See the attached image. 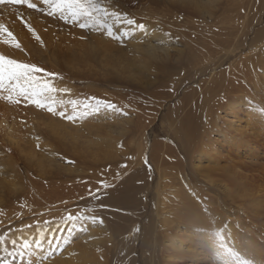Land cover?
<instances>
[{
  "label": "bare ground",
  "instance_id": "obj_1",
  "mask_svg": "<svg viewBox=\"0 0 264 264\" xmlns=\"http://www.w3.org/2000/svg\"><path fill=\"white\" fill-rule=\"evenodd\" d=\"M38 1L39 0H27V3L23 2V4H29V3L40 4V5L43 4L42 2L40 1L38 2ZM175 2L174 3L176 4V7L174 8H176L178 12L176 33H178L179 35L175 40L177 42L174 44L173 43L170 44L169 42H163L160 39L162 42H160L159 40L158 45H154V44L152 45L150 43V40L152 41V39H157L159 37V33L153 32L154 34H152L149 40H147L148 44L147 43H146L147 45L144 44L145 47L141 51V53H143V55H145L148 59L154 60L159 64L157 66L156 64L154 65L156 66V68L158 67L160 71H163L160 73H162V75L165 78H167L166 82L170 84L169 86L168 85L163 86L161 84L164 83L165 81L161 82L159 88L166 87L169 89L162 90L159 92L155 91L156 93L154 94L152 93L149 97L143 98L140 106L138 103L136 105L135 103L132 102V103L121 104L120 109L124 110L125 109L124 107H126L130 113L131 110L133 112L129 116L130 118V119L128 118L129 120L125 119L126 120L125 123L127 125H133L132 127H134L135 130L134 132H132L133 134L130 136L131 139L129 140L128 147L126 148L130 149V146L134 145V141L132 140L134 139L135 136L139 139H142L138 143L139 146L137 147V153L141 157V159L145 158L146 160H148L155 169L156 182H155V186L153 185L155 200H154V204L153 203L152 204L154 205V220L156 221V225L154 227L153 232L154 234H157L156 239L158 241H156L155 239L154 244H152L153 247L148 264H207L206 254L209 253L208 251L209 249L207 248L206 244L210 241H212L214 247V249L212 248L211 250V255L215 257L219 254L227 255L228 251L229 252L233 251L236 253L240 252L241 246H247L245 244L248 242V238L245 236V234H243L245 233L244 229H246L247 223H243V221H248V220L250 221L251 226L255 227V229L252 231H256V233L264 232V229H262L261 227L257 228L253 224V221L257 220L260 216L264 215V195H262L261 191L251 192V191H247L244 188L245 186L244 184H246V181L249 180L248 177L238 176L237 171L234 168H232L226 171V173H228L226 177H222L220 181H218V184H216L217 180L215 179L213 180V177L211 178L210 174L205 175L208 172L210 173L211 171H215V170L219 172L218 170L219 168H216V166H214L215 164L218 163V160H220L219 159L220 157L218 156V148L216 147L217 144H220V142H222L223 144L221 145H223L228 149L227 150L228 157H230L231 155H237L236 156L237 162H241V157H244V155H246L247 152L253 151L252 150L253 145L257 143L256 137H261L263 135L261 133L262 130L259 123H262L261 119L264 118V111L258 114L255 111H250V110L255 107L254 105L255 102L258 105H261L262 103L260 102V100L264 99V0H177ZM202 5H204L206 9L202 8ZM2 9L3 11L0 14V26H2L0 27V44L1 42H5V44L9 45L10 47V49H2L1 48L2 46H0V56H3L5 59L15 60L18 63H24V64L29 63L35 66L36 63L38 62L43 65V68L45 69L48 68L49 70L56 71L58 61H56L57 58L54 56L55 53H59L61 50H62L61 54L63 55L65 54V52L63 53V50H69L70 55L77 54V58H75L73 61L82 62L83 64H85V67L88 69L91 68L94 69L97 64L104 61L103 59L104 57H110L113 54L112 51L113 40H110V38L106 36L104 29H99V30L91 29L89 30L90 32L89 35L87 36L84 32L73 30L75 38L72 40V42L65 43L63 45L64 47L63 46L61 47V44L57 43L58 41H55L52 38V33L47 34L48 31L43 25L45 21L43 18H40V22H39L38 21L39 18L34 16V14H32L30 11L20 12L19 14H21V17H23L25 20L23 21V23L26 24L27 28L29 29L27 30L28 34H26V33L18 32V29L13 27L12 25L11 26L13 28L12 27H11L12 29L9 28L10 26H8V23H5V21H7V17L9 15L8 13L11 11L6 7H2ZM172 11L174 10L172 9L171 12ZM186 11L189 12L186 13ZM14 15L15 14H13V17L15 18ZM193 16L196 17L195 19H197V21H195L192 18ZM199 18L201 19L203 18L205 22L200 20ZM111 23L113 22L111 21ZM1 28L4 29L3 31H6L5 34L1 33L2 31ZM50 29L51 28L49 27L48 30ZM44 30L46 31L43 32ZM169 37H167V39ZM78 38L81 40H78ZM31 39H34L36 41H33ZM55 44H58V46H56ZM131 44L132 43L128 45ZM56 48L58 50L60 49V51L55 50ZM123 62L125 64V60ZM227 62H229V64L225 67V69L221 70V67ZM126 65L127 64H125L124 66ZM139 67L141 68V66ZM157 70L155 71L157 72ZM173 74L174 76H172ZM127 76H129V74ZM123 77L125 78V74ZM173 77L174 80L172 79ZM37 79L40 82L51 83L50 79L46 76L42 77V74H38ZM5 83L7 84V82ZM55 84L56 85L54 89H56L57 91V97L63 96L61 95V92L62 94H65L63 93V91H65L64 89L65 85L57 81L55 82ZM189 84L193 86L187 87ZM50 85L52 86V84ZM185 86L186 88L183 90ZM8 94L9 93L6 90H0V161L2 160L1 163L5 162L7 164L8 163L14 164L15 160L16 161L22 160L21 156H24L25 161L37 160L39 158L44 157L43 153L36 154L31 150L25 152V150H27L28 145L34 147L35 146L34 144L38 143L36 142L38 141V138H36L38 134L32 135L31 139L29 137V134L31 132H37V131L43 132L40 134L41 135L40 138H41L43 137L42 135L45 133L50 134L51 131L49 132V127L50 128L52 127L44 123L42 120H40L44 117L40 111H36L30 107L21 108L18 106H14L15 104L14 105L10 104L11 102H9L6 99ZM46 95L49 96V94ZM1 98L2 100L4 99L5 101H8V103L5 101L2 102ZM49 98L43 101L45 105L47 103H50ZM15 99L18 100V97H16ZM173 99L176 100V102L174 101L173 104L171 103L172 106H169L166 110V113L162 114L161 109L164 107L162 103L167 102V100L172 101ZM80 105L81 103L79 105L77 104L78 108L75 106L77 108L76 109L77 112L79 111L77 116L84 113L81 110L83 106L81 107ZM63 109L65 108H62V110ZM261 110H264V107H261ZM43 113L45 112L43 111ZM103 113L105 112L103 111ZM70 114L71 113L69 112L68 115ZM74 116L75 119H73V121L76 120L77 124L79 122L81 123L80 120L77 121L78 117L75 115V113ZM159 118L163 119L164 121L166 120V126H167L166 128L171 134L170 135L171 137L167 139L168 144L167 142H165V144L161 143L162 145H160L157 142H154L149 147L146 142V134L148 131H152L151 124L157 122ZM244 118H246V120H244ZM115 119L114 121H116L118 118L116 120ZM25 120H30V123L27 125L25 124L26 127H23L22 123ZM43 120L45 121V119ZM50 120L52 119H49V121ZM73 121L71 120L70 122L71 125L74 123ZM64 124L66 125V123ZM81 125L82 124H80V126ZM105 126L106 125H104V127ZM124 127L125 126H123V128L117 127L119 128V130H117L118 131L117 133L121 134L123 131H127L129 129L128 127L126 129ZM60 130H63V133L61 134L64 135L61 138L64 137L66 138L68 132L66 133L65 128L63 129L60 128ZM77 130L78 128H76V126L72 129L73 136H75L76 133H78ZM104 130L106 131L107 129L105 128ZM51 134L52 135L54 134L55 136L59 135L58 132ZM52 135L50 136L51 138ZM118 142L119 141L116 140V143L114 142L113 145V150H114L113 156L116 159L114 163L117 162L118 156L122 157L119 154L120 150L118 148ZM169 143H171V146H169ZM39 145H40V150H43L42 148H45L46 146L45 143L43 144L40 143ZM209 145H211L212 147H210ZM62 149L64 150V148ZM82 149L83 148H81V150ZM4 154L6 156H4ZM16 157L18 158L16 159ZM132 157L134 158V155ZM188 160L189 163L191 164V168H190L191 170H189V172L190 171L193 172L195 176H198L197 178H199V176H205V177H200V179L197 181L201 185H204L207 191H215L216 190L215 188H217V190L220 192L219 194L222 193L224 194L225 198L228 197L230 199V202H232V204L237 205L234 212L230 213L228 211H225L224 209L223 212L225 213V215L223 217V215L219 212L220 210H222V207L220 206L223 205L221 204V199H219L218 200L219 202L217 201L218 203H216L219 204L216 210H212L211 208H209L214 205L211 206L204 205V201L205 202L209 201L208 199L209 197L206 195V192L205 194L201 192V189L198 188L199 187L198 185H196V187L190 185V181L188 178L189 173L187 170ZM130 162H132V160ZM130 162H128L127 164H129ZM53 166L55 165L53 164ZM130 171L133 173L134 169ZM1 172L4 175L2 169H0V190L2 189L7 191L16 190L19 183L14 176L15 169L13 168L11 171L12 175L10 177H13V179L9 181V185L6 187V189L1 181L2 180ZM120 172H121V168H120ZM129 174L131 175L130 172ZM230 174L233 177H227ZM137 175L138 174H136V176ZM126 176H129L128 173ZM132 177H127V179L126 177H124L123 183H122V179H120V181H117L118 177H112L111 179L115 181L114 183L115 187L110 192H106L108 194L107 196H109V199L114 200L116 202L118 201V203L119 202L122 203L123 201L129 200V198L135 199V197L132 196L130 197L131 195L130 193H132L136 188L135 186H137V184L135 185L133 183ZM147 177L148 176H146V178ZM49 178L50 180L55 179L60 181L59 177H49ZM49 178L48 177L43 178L47 180V184L45 182H43L44 184L43 183L39 184L40 188H50L51 184H48L50 183ZM84 178L85 177H78L77 179L80 180ZM89 178H90L89 181L90 184L88 185L89 190L84 189L81 185H80L81 187H78V189L71 187L75 185L70 184L69 182H68L69 186H67L65 193L62 192L63 190H59L60 194L62 193L64 194L62 195L59 194L60 196L58 197V199L55 198V200H53L54 201L53 203L58 204L60 206L59 209L58 208L55 209V214L53 215V217L54 216L60 217L61 219L64 220L65 216L67 215L66 212L72 210L76 206L79 200L81 201L82 199H84L82 202H80L81 204L85 202V200L92 199L93 197H95L94 199H97L96 195L103 191V190L101 191V188H99L97 185V180L99 179V177L93 176ZM205 178L209 180V181L206 180L207 181L206 183L203 182L204 181L203 179ZM148 179L149 178H147V180ZM232 179L235 182H232L233 181ZM136 183L138 182L136 181ZM57 184L58 183H56V185ZM229 184L230 186H234V187H231V189L228 188L227 186H229ZM123 185L124 187H122ZM143 186L144 185H142L141 187ZM220 187L222 188L221 190L223 191L218 189ZM233 189L235 190L234 191L235 193L233 192ZM122 191H125L124 192L125 194H123ZM134 193L136 192L135 191L133 192V196ZM33 194L36 195V193ZM152 198L150 200H152ZM24 199H26V197ZM74 200H77V203L75 205L69 204L64 207L62 206L64 201L65 203H70L71 201ZM1 202L2 200L0 197V204ZM17 206L18 204H16V207ZM81 206L83 205L81 204ZM245 206L248 207L246 211H245L246 209ZM88 213L89 212H87V214ZM9 218L12 219L13 217L12 218L9 217ZM151 219H153V217H151ZM226 221H228L229 223H226ZM4 222L1 221V223ZM54 223H56V221ZM57 223H58V227L64 225L62 221L61 222L58 221ZM12 225L14 226V224ZM7 226L4 227L5 230L8 231V235L10 237L9 232L11 231V229H9L8 228L9 226L8 227ZM67 226L70 227L69 224H67ZM13 231H11V233H13ZM30 233L33 234L34 239H32L31 241H27ZM50 233L51 230L49 231V234ZM72 234L67 230H65L64 235L61 236L59 231H56L53 232L52 234L53 237L51 238V240H49V237L47 236L46 238L43 239L42 243L43 245H48V243L51 241L49 244L51 249L54 250L56 248L58 250L59 247L63 244V242H65V239L66 238L69 239L72 236ZM94 234H96V232L93 233L91 230L89 232L84 231L82 235L81 234L79 235V238L82 239L81 247H83L84 245V248L83 250L78 249L79 251H81V253L76 254L77 256L73 257L71 260H67L64 262H61L62 261L61 259L60 260L54 259L50 261L49 264H60V263L61 264H109V262L111 261L110 257L107 256L109 255V253L104 254L103 251L101 252V250L103 249L98 248L100 247L99 244L96 245L95 242H87L88 239H90L89 238L90 236L91 238L95 236ZM42 237L43 235L40 232H37L36 229L29 231L23 230L20 232L17 231V233L14 234V236L10 238L8 242L9 245L11 243L12 245L17 247L19 246L25 247V245L26 247L31 246L32 250L27 251V253L31 254L33 253L32 247L33 246L35 247L36 245L35 242L38 241L37 239H40ZM102 237L105 236L102 235ZM151 237L153 238L155 236L153 235ZM113 238L112 236L109 237V242L110 240L111 242H113ZM7 245L6 248H8ZM105 249L107 251L109 250V248H105Z\"/></svg>",
  "mask_w": 264,
  "mask_h": 264
},
{
  "label": "rangeland",
  "instance_id": "obj_2",
  "mask_svg": "<svg viewBox=\"0 0 264 264\" xmlns=\"http://www.w3.org/2000/svg\"><path fill=\"white\" fill-rule=\"evenodd\" d=\"M39 1L41 2V0H39ZM171 1L170 0H96V3H98L101 7L105 8L109 13H116L117 15H119L121 17L120 20H116L112 16H109V19H107L108 20L107 23L109 22L108 24L111 26L112 31L114 33H116V36H117L116 39H113L112 37L108 36L107 35V29H104L106 36L108 38H110V40H113V46H112L113 47L112 48L113 54L110 57H104L103 58L104 61L97 64L94 69L93 68H91V69L86 68L85 64H83L82 62L73 61L75 58H77V54L70 55L69 50H63V53L65 52V54L63 55V54H61L62 50L60 51V49L58 50L57 48L55 50L60 51V52L55 53V56H54L57 58L56 61H58L56 71L49 70L48 68L45 69V68H43L42 64H40L38 62L36 63V67L42 69V71L39 73H34V75L37 77L38 74H42V77L43 76L48 77L50 79V82H51L49 84H52L53 88L56 85L55 84L56 81L65 85L64 86L65 91H63V93H65V94H62V92H61V95H63V96H58L60 99L57 97V91H54L53 93L49 94L50 103H47L45 107H37L36 104H34V103H28V101L25 100L23 96L18 97L19 102H17V103L11 102L10 103L13 105L15 104L14 106H18L21 108H29L30 107L36 111H40L41 114L44 116L40 120H42L44 123L48 124L52 128L49 127V132L51 131L50 134L45 133L42 135L43 137H41V138H40V136H41L40 134L43 132L37 131V132H31L29 134L30 139H31L32 135L38 134L36 136V138H38V141H36V142H38L39 144L45 143L46 146H45V148H42L43 150H40V145L38 143H35L34 147H32L31 145H28L27 150H25V152H28L29 150H31L36 154L43 153L44 157L39 158L37 160H31V161L26 160L25 161L24 156H21L22 160H20V161L15 160L14 164H9V163L7 164L5 162L1 163L2 160L0 161V164H1L0 169H2V171L4 172V175L1 172L2 173V176H1L2 180L1 181H2V184L5 187V189L9 185V181H11L13 179V177H10L12 175L11 171L13 168L15 169L14 176L18 180V183H19L17 189L14 191L13 190L7 191V190H3V189L0 190L1 191L0 197L2 200V202L0 204V211H1L0 212V218L3 217L0 220L2 222L5 221L4 223H1V221H0V264H33V263L37 264L36 262L40 261L42 256L46 257L45 259H43L42 264H45L46 261H47L46 264H49L50 261H52L54 259H56V260L61 259L62 260L61 262L71 260L73 257L77 256L76 254L81 253V251H79V250H83V248H84V245H83V247H81L82 246V239L79 238V235L80 234L82 235L84 233V231L89 232L91 230L93 233L96 232V234H94L95 236H93L92 238L90 236L89 237L90 239H88L87 242H95L96 245L97 244L100 245V247H98L99 249H103V250H101V252L103 251L104 254L109 253V255H107L111 259L109 264H148L149 263V260H150L149 258L151 256L152 247H153L152 244H154L155 239L157 238V234H154V232H153L154 227L156 225V221L154 220V205H153L154 200H155V194H154V189H153L155 186V182H156L155 169L153 168V166L151 165V163L148 160H146L145 158L144 159L146 161L143 158L141 159V157L137 153V147L139 146L138 143L142 139H139L135 136L134 139L132 140V141H134V145L130 146L131 151L129 148H126V147H128L129 140L131 139L130 136L133 134L132 132H134L135 130H134V127H132L133 125H127L125 122L129 118L131 113H133V112L131 110V113H130L126 107H124L125 108L124 110H122L120 108H121V104L132 103V102L135 103L136 105L138 103L140 106L143 98L149 97L152 93L154 94L156 92L169 89L166 87L159 88L161 82L165 81L164 83L161 84L163 86L164 85L169 86L170 84L168 82H166L167 78H165L162 75V73H160L163 71H160V69L158 67L156 68V66L159 64L157 62H155L154 60L148 59L145 55H143V53H141V51L145 47L144 44H146V43L148 44L147 40H149L151 35L154 34L153 32L159 33V37L157 36L158 37L157 39H152V41L150 40V43L152 45L153 44L158 45L160 39L163 42H169L170 44L171 43L174 44L177 42L175 40L177 39V36L179 35L178 33H176L177 32L176 24H177L178 12H177L176 8H174V7H176L175 1H177V0H171ZM21 2L17 3V2H15V0H12V2H10V0H0V14L3 11L2 7H6L11 11L8 13L9 15L7 17V21H5V23H8V26H10L9 27L10 29L15 27L18 29V32L28 34L27 30H29V29L27 28L26 24L23 23V21H25V20L23 17H21V14H19L22 11H30L32 14H34V16L39 18V20H38L39 22H40V18H43L45 20L43 25L46 28V30L48 31L47 34L52 33V38L55 41H58L57 43H60L61 47L65 43L72 42V40L75 38L73 30H77L79 32H84L87 36V35H89V32H90L89 30L92 29L91 27H89L87 29H81L78 26L79 22H76L78 24L73 23V22L65 23L64 20L60 19L59 15H56L55 17L52 15H48L47 12L50 11V9H48L44 4H42V5L33 4L34 7L30 8V7H28V4H23V1H21ZM170 5H172V6H170ZM202 8H205V6L202 5ZM172 9L174 11L171 12ZM188 12L189 11H186V13H188ZM13 14H15L14 15L15 18L13 17ZM10 15H12V16H10ZM185 16H186V14H185ZM124 17L134 20L137 25L143 24L145 26L144 30L142 31L139 28H135L134 30L131 29L133 27L127 25L124 22V20H123ZM192 18L195 21H197V19H195L196 18L195 16H193ZM199 19L204 21L203 18L202 19L199 18ZM111 21L113 23H111ZM113 26H115V27H113ZM119 26H121V27H119ZM49 27L51 28L50 30H48ZM1 30L3 31L4 29L1 28ZM46 30H44L43 32H45ZM2 31H1L2 34L6 33V31H3V32ZM125 31H131V34L128 36H122L121 34ZM47 34H45V35H47ZM166 35H168V36H166ZM167 37H169L171 40L169 38L167 39ZM31 40L36 41L34 39H31ZM78 40H81V39L78 38ZM161 40H160V42H162ZM130 43H132V44L128 45ZM55 45L58 46V44H55ZM0 46H2L1 47L2 49H10L9 45H6L5 42H1ZM133 47H135V48H133ZM57 54L60 56H58ZM117 59H118V61H117ZM124 60H125V64H127L126 66H124L125 65L123 62ZM140 63H142V64H140ZM149 63H151V64L153 63V64L151 65ZM25 64H29V63H25ZM134 64H135V66H134ZM154 64H156V66ZM228 64H229V62L224 64L221 67V70L225 69V67ZM111 66H113L115 68H113ZM139 66H141V68ZM151 70H153V71H151ZM155 70H157V72ZM46 73H50L53 75H45ZM123 73L125 74V78L123 77L124 76ZM128 74H129V76H127ZM172 76H174V74ZM136 78H137V80H136ZM140 79H141V81H140ZM172 79L174 80V77ZM192 86L193 85L189 84L187 87H192ZM185 88H186V86L183 88V90ZM69 96H70V98H69ZM140 97H142V98H140ZM90 98H95V99L93 100ZM96 100L105 101L109 104H113L116 106V109H118V110L106 109V108L102 107L100 109L101 111L99 110V112H96L93 110V107H92L95 105ZM139 100H141V101H139ZM1 101L3 102L5 100L4 99L2 100V98H1ZM174 101L176 102V100L173 99L172 101L167 100V102L162 103V105L164 107L161 109V113L165 114L167 108L169 106H172ZM5 102L8 103V101H5ZM260 102L262 103L261 105H258L255 102L254 103L255 107L253 109H251L250 111H255L258 114L263 112L264 110H261V107H264V99H261ZM80 103H81L80 106L81 107L83 106L81 110H82V112H84L81 114L82 117H81V115L77 116L79 111L77 112V110H76L78 108L77 104L79 105ZM48 104L52 105V107L54 108V111H56L55 112L56 115L53 114V112L48 111V108H47ZM85 105H90V107H85ZM134 106H133V108H134ZM62 108H65V109L62 110ZM43 111L45 113H43ZM63 111H64L65 116L61 117L59 115V113H61ZM103 111L105 113H103ZM69 112L72 115H74V113H75V115L78 117L77 121L80 120L81 123L79 122L77 124L76 120H74V121L72 120L74 123L72 122L73 124L71 125V123H70L71 120L68 121L66 119ZM127 113H129V114H127ZM113 118L114 119L118 118L117 120L115 119L117 122L114 121ZM43 119H45V121ZM49 119H52V120L49 121ZM66 120H67V122H66ZM122 120H123V122H122ZM244 120H246V118H244ZM261 121H262V123H259V124L261 126V130H262L261 133L263 135L261 137H256L257 143H255L253 145V149H252L253 153L247 152V154L244 155V157H241V162H237V157H236L237 155H231L230 157H228V153H227L228 149L226 147H224L223 145H221L223 143L220 142V144H217V146H216L218 148V156L220 157L219 158L220 160H218V163H217L218 166H217V164L214 165V166H216V168H219L218 169L219 172L215 170V171H211L210 173L208 172L205 175L210 174L211 178L213 177V180L214 179L217 180L216 184H218V181H220V179L222 177H226V175L228 174V173H226V171L234 168L237 171L238 176L249 178V180L246 181V184H244L245 185L244 188L247 191H251V192L252 191L253 192L261 191L262 195H264V126H263L264 118H262ZM29 123H30V120H25L22 123L23 127H26V125ZM64 123H66V125ZM116 123H118V124H116ZM161 123H162V125H161ZM80 124H82V125L80 126ZM69 125H70V127H69ZM104 125H106L107 127L106 126L104 127ZM242 125H244V124H242ZM75 126H76V128H78L79 131L77 130L78 133H76V135L73 136L72 129ZM83 126H85V127H83ZM123 126H125L124 127L125 129L127 127L129 129L127 131H123L121 134H118L117 130H119V128H123ZM117 127H119V128H117ZM166 127H167L166 126V120L164 121L161 118H159L157 120V122H154L153 124H151L152 131H148L146 134V142H147L149 147L154 142H157L158 144L162 145L168 141L167 139L169 137H171L170 136L171 134L169 133V131ZM60 128L61 129L65 128L66 133L68 132V135H67L68 137L66 136V138L65 137L61 138L64 135L61 134V133H63V130H60ZM105 128L107 129L106 131L104 130ZM162 129H164V130H162ZM56 132H58L59 135L55 136L54 134L53 135L51 134V133H56ZM114 134H116V135H114ZM150 134H152V135H150ZM51 135H52V138L50 137ZM105 136H107V137H105ZM81 138H82V140H81ZM116 140L119 141L118 142V148L120 150L119 154L122 157L118 156L117 162L114 163V161H116V159L113 156V153H114L113 145H114V142L116 143ZM167 144H168V142H167ZM38 146H39V148H38ZM169 146H171V143H169ZM209 146L212 147L211 145H209ZM46 148H48V149H46ZM62 148H64V150ZM81 148H83V149L81 150ZM131 152H133V153H131ZM130 153H131V155H130ZM133 155H134V158L132 157ZM4 156H6V155L4 154ZM222 156H224V157H222ZM238 156H240V155H238ZM225 157H227V158H225ZM17 158L18 157H16V159ZM222 158H224V159H222ZM111 159H112V161H111ZM131 160H132V162H130ZM127 161L130 163L127 164L128 163ZM53 164L55 166H53ZM132 165H133V167H132ZM187 165H188L187 170L189 173L188 178L190 181V185L193 187H196V185H198L199 186L198 188L201 189V192L203 194H205V192H206V195L209 197V198L207 197L209 199V201H206V202L204 201V205L205 206L214 205V206H211L209 208H211L212 210H216V208L219 206V204H216V203H218L219 202L218 200L221 199V204H223V205L220 206V207H222V210H220L219 212L223 215V217L225 215V213L223 212L224 209H225V211H228L230 213L234 212L237 205L232 204V202H230V199L228 197L225 198L224 194H222V193L219 194L220 192L217 190V188H215L216 189L215 191H207L205 189V186L201 185L197 181L200 179V177H205V176H199V178H197L198 176H195V174L193 172H191V171L189 172V170H191L190 169L191 164L189 163V160L187 161ZM189 165H190V167H189ZM122 167H124V168H122ZM120 168H121V172H120ZM132 169H134V171H133L134 174L130 171ZM117 170H118V173H117ZM126 172L128 173L129 176H126L127 175ZM129 172L131 173V175L129 174ZM136 174H138L140 177L138 175L136 176ZM93 176L99 177V179L97 180V185L99 188H101V191L103 190L102 192L100 191L101 193L96 195L97 199H94L95 197H93L92 199H87V200H85V202L81 203L83 206H81L80 202H82L84 199H82L81 201L79 200L78 203H77V200L71 201L70 203H65V201H64V203L62 204L63 207L67 206L69 204L70 205H75L76 203L77 204L72 210L66 212L67 215L65 216L64 220L61 219L60 217H55V216L53 217V215L55 214V209L56 208L59 209V207H60L58 204L53 203L54 202L53 200H55V198L58 199V197L60 195L65 193L67 186H69L68 182L70 184L75 185V186H71V187L78 189V187L82 186L84 189L89 190V187H88V185L90 184V182H89L90 178L89 177H93ZM104 176H106V177H104ZM146 176H148L147 177V178H149L148 180H147ZM152 176H153V178H152ZM44 177H48V178L49 177H59L60 181L55 180V179L50 180V178H49L50 183H48V184H51L50 188H40L39 184H41L43 182H45L47 184V180L43 179ZM78 177H85V178L78 180L77 179ZM112 177H118L117 181H120V179H122V183L124 182V177H126V179H127V177H132L133 183L135 185L137 184V186H138V187L135 186L136 188L134 190L137 194L134 193V196H133L134 191L132 193H130L131 194L130 197L131 196L135 197V199L129 198V200L123 201L124 203L123 202L118 203V201L116 202L114 200H110L109 196H107L108 194L106 192H110L115 187L114 186L115 181H113L111 179ZM227 177H233V176L230 174ZM30 178H31V180H30ZM106 178H108V179H106ZM110 179H111V181H110ZM203 180H204L203 182L206 183L207 182L206 180H208V179L205 178ZM136 181L139 184L136 183ZM145 181H147V182H145ZM232 182H235V181L233 180ZM56 183H58V184L56 185ZM147 183L149 184V186ZM226 184H227V182H226ZM142 185H144V186L141 187ZM139 186H140V188H139ZM122 187H124V185ZM147 187H149V188H147ZM227 187L231 189V187H234V186H230V184H229V186H227ZM108 188H109V190H108ZM218 189L221 190L222 188L220 187ZM59 190H63L62 192H64V193L61 192L62 194H60ZM148 190H149V192H148ZM221 191H223V190H221ZM234 191L235 190L233 189V192ZM103 192H104V194H103ZM124 192L125 191H122L123 194H125ZM24 193H25V195H24ZM33 193H36V195ZM214 194H215V196H214ZM218 195H220V196H218ZM24 196L26 197V199H24L25 198ZM103 197H104V199H103ZM151 198H152V200H150ZM145 199H147V200H145ZM131 201L134 202L135 204L132 203ZM16 204H18L17 207H16ZM124 204H127V205H124ZM130 204H133V205H130ZM101 205H104V206L101 207ZM151 205H152V207H151ZM3 207H4V209H3ZM22 207H23V209H22ZM27 207H29V208H27ZM90 207H91V209H90ZM245 208H246L245 209V211H246L248 209V207L245 206ZM72 211H74V212H72ZM87 212H89V213L87 214ZM71 214L73 217L80 215L79 216L80 219H77L75 221H69V220L67 221V217ZM9 217H11V218L13 217V218L10 219ZM151 217H153V219H151ZM57 219L60 222L62 221V223H64V225H62L61 227H58ZM55 221H56V223H54ZM113 221H114V223H113ZM77 222H78V224H77ZM29 223H30V225H29ZM226 223H229V222L226 221ZM243 223H247L246 229H244L245 233H243L248 238V242L245 244L247 246H241L240 252L236 253L233 251H230V252L228 251L227 255L219 254L215 257V256L211 255V250H212V248L214 249V247H213L212 241H210L206 244L207 248L209 249L208 250L209 253L206 254L207 264H211V263L212 264L213 263L214 264H264V232H257L256 233V231H252L255 229V227L251 226V223L249 220L243 221ZM12 224H14V226ZM53 224H55V225H53ZM67 224H69L70 227H68ZM128 224H130V225H128ZM146 224H147V226H146ZM253 224L257 228L261 227L262 229H264V215L260 216L257 220L253 221ZM151 225H153V226H151ZM4 226L5 227L7 226L9 229H11V231L14 230L13 233H11V231L9 232L10 237L8 235V231L5 230ZM11 227H13V228H11ZM71 228H73V229H71ZM85 228H86V230H85ZM96 228H98V229H96ZM104 228H105V231H104ZM35 229L37 230V232H40L43 235V237L40 239H37L38 241L35 242V244H36L35 247L34 246L32 247L33 253H31V254L27 253V251L32 250L31 246H28L25 248L23 246H19V247L14 246L11 243L9 245L8 240L10 238H12L14 236V234L17 233V231L20 232L23 230L29 231V230H35ZM50 230H51V233L49 234ZM65 230H67L71 234L73 233L74 235L72 234V236L68 239L69 240L68 243L63 242V244L59 247L58 250L56 248L54 250L51 249V247L49 246L51 241L48 243V245H43L42 242H43L44 238H46L48 236L49 240H51V238L53 237V235H52L53 232H56V231H59L60 235L63 236ZM130 233H131V235H130ZM132 234L134 235V237ZM102 235L105 237L107 236V237L106 238L102 237ZM153 235L155 237L152 238L151 236H153ZM111 236H112V238L114 237L113 242H111V240L109 242V237H111ZM123 236H125V237H123ZM94 238H96V239H94ZM100 238H102V239H100ZM104 238H105V241L107 240L106 242L104 241ZM32 239H34L33 234L30 233L27 241H31ZM142 239H144V240H142ZM122 240H124V241H122ZM128 240H130V241H128ZM156 241H158V240L156 239ZM99 242H101V243H99ZM6 245L8 248L10 246V248L9 249L6 248ZM105 248H109V250H108L109 252ZM110 248H112V249H110ZM23 250H24V252H23ZM143 253H145V254H143ZM35 258H38V259H35ZM67 258H69V259H67ZM27 259H28V261H27ZM49 259H51V260H49Z\"/></svg>",
  "mask_w": 264,
  "mask_h": 264
},
{
  "label": "snow or ice",
  "instance_id": "obj_3",
  "mask_svg": "<svg viewBox=\"0 0 264 264\" xmlns=\"http://www.w3.org/2000/svg\"><path fill=\"white\" fill-rule=\"evenodd\" d=\"M12 2V0H10ZM19 3L21 0H15ZM27 3V0H23ZM41 2L48 8L50 11L47 12L48 15L56 16L59 15L60 19L64 20L65 23L69 22H79L78 26L81 29H87L91 27L93 30L107 29V35L116 39V33L111 29V26L107 23L108 17L111 15L116 20H120L121 17L116 13H109L105 8L101 7L96 0H41ZM28 7H34L33 4L29 3ZM124 22L144 30L145 26L143 24L137 25L134 20L124 17ZM2 27V26H0ZM131 34V31H125L121 35L128 36ZM18 46V45H17ZM42 69L37 68L35 65L18 63L15 60L5 59L3 56H0V90H6L9 94L6 99L9 102H19L16 100V97L23 96L28 103H34L37 107H45L44 100L48 99L49 96L46 94H51L56 89H54L48 82H40L34 73L41 72ZM45 75H53L46 73ZM7 82V84L5 83ZM95 99V98H90ZM90 105H85L89 107ZM93 110L99 112L103 107L106 109L118 110L113 104H109L105 101L96 100L95 105L92 106ZM48 111L53 112L54 108L51 104L47 105ZM61 117H64L63 112L59 113ZM68 120L75 119L74 115H68L66 117ZM104 205H101L103 207ZM80 219L79 216L67 217L69 221H75ZM69 240L66 238L65 243H68ZM26 247V245H25ZM46 257H41L40 261L37 264H42L43 259Z\"/></svg>",
  "mask_w": 264,
  "mask_h": 264
}]
</instances>
